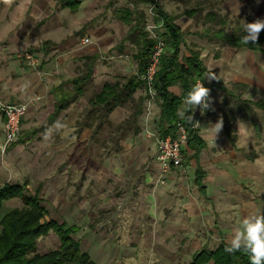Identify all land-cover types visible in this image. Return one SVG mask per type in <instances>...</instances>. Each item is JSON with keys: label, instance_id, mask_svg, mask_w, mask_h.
<instances>
[{"label": "rangeland", "instance_id": "374dc122", "mask_svg": "<svg viewBox=\"0 0 264 264\" xmlns=\"http://www.w3.org/2000/svg\"><path fill=\"white\" fill-rule=\"evenodd\" d=\"M155 1L167 13L177 15L194 5V0ZM234 6V0H218L213 7L216 13L226 17L224 31L238 33L242 30L241 20L251 22L250 12L242 8L239 15L234 16ZM120 7L131 10L132 0L97 2L95 22L79 31L71 50L57 53L51 58L52 65L56 66L54 71L58 73L55 77L61 80L84 74L86 61L78 59L80 55L97 56L91 79L84 86L82 96L53 122L49 119L52 110L50 103L35 106L41 102L40 97L23 103L27 109L20 137L3 153L0 152V187L19 184L25 186L29 195L39 192L40 205L46 211L44 220L78 226L74 239L80 242V251L88 253L91 259L94 257L101 264H160L156 256L162 258L163 264H168V260L181 264L182 260H188L198 250L199 239V247L205 245L208 246L205 249L213 250L217 245L216 234H202L200 226L193 229L197 233L186 234L179 228L170 233L165 227L158 226L156 218L152 217L160 211L162 222L171 221L168 213L178 209L179 196L194 194L189 179L192 167L175 174V179L169 177L175 170L171 169L164 184H161V171L154 152L156 139L160 137L159 114L154 100L145 94L144 89L141 94L137 92L133 95L135 101L140 95L145 97L142 112L137 118H132L138 108L134 103L107 115L102 107L91 104L104 82H122L136 72V62L132 59L135 49L129 43L120 45V39L128 30L126 25L116 21L115 11ZM140 7L145 13V29L150 36L148 27L154 23L150 6ZM202 15L194 18L188 28L184 25V18L177 21L184 41L186 36H192L190 39L199 52L207 47L199 35L206 29L214 28L203 21ZM82 39H87L88 44L83 45ZM168 51L166 49V53ZM181 51L184 53V46ZM22 53H17L13 60L41 77L46 56L36 58L37 66L29 68L21 57ZM63 55L66 61L61 59ZM253 117L257 125L255 130L260 135L256 145L264 146V112L253 110ZM57 123L65 127L57 130ZM252 142V138L244 135L238 144L248 145ZM151 185L167 191L161 195L159 206L152 204L155 209L152 215L143 211L147 205L146 194L152 192ZM171 197L174 202L170 200ZM170 202L173 207L169 206ZM23 207L20 200L5 202L0 218L14 208ZM119 211L125 216L116 217L115 213ZM141 213L147 214L151 221L142 219ZM183 214V209L176 212L177 216ZM209 222H212V218ZM111 224L114 226L110 227ZM34 245L27 255L29 258L56 251L59 240L53 231H48L37 238Z\"/></svg>", "mask_w": 264, "mask_h": 264}, {"label": "crops", "instance_id": "0c3cea01", "mask_svg": "<svg viewBox=\"0 0 264 264\" xmlns=\"http://www.w3.org/2000/svg\"><path fill=\"white\" fill-rule=\"evenodd\" d=\"M74 1L78 2V5L72 11L60 0H12L10 4L0 0V96L2 97L0 101L3 100L4 103H26L40 97L41 102L36 103L35 106L50 103L52 110L49 119L52 122L69 108L53 117L55 105L59 99L57 89L70 79L61 78L60 80V78L55 77L58 73L55 72L56 66L52 65L51 58L55 54H62L75 46L74 37L79 34V31H83L84 28L95 22L97 2L101 3L102 0ZM214 1L217 3L218 0ZM236 3L237 0H234L235 5ZM239 5L240 12L242 8L249 10L251 22L258 18L264 19V0H259V2L257 0H243L239 2ZM139 6L136 9L142 11L141 7L138 8ZM119 9H125V7H120L115 12ZM162 10L168 15H177L171 12L167 13L163 8ZM183 18L186 28L194 22L193 17H179L175 21L178 27L177 21ZM116 21L123 24L119 19ZM124 37L120 40L122 41ZM190 37L186 36L187 39L184 41L186 47H194ZM189 39L190 42H188ZM202 40L206 42L205 46H207L203 50L200 49L199 52L200 60L207 70V73L202 77V82L211 89L212 108L203 114H200L199 107L193 110L192 125L194 126L195 122H199L200 126H194V129L203 145L200 149L196 148L195 150L187 146L182 148L183 161L181 166L173 168L175 170L171 174L169 173L170 179H173L180 171L186 172L192 167L191 178L189 179L194 194L179 196L176 212L183 209L185 214L177 216L174 209V212L168 213L172 220L162 222L159 211L152 219L155 217L156 224L165 227V230L170 233L176 231L177 228L184 230L182 232L186 234L197 233L198 231L193 230L196 226L203 229L200 231L202 234L215 233L217 236V245L213 247L215 249L221 242L228 245L234 227L243 217L253 213H264V146L256 145L260 136L257 130L253 128L251 123L238 117L233 126L236 135L233 144L227 138L224 127L216 137L211 131L212 125L221 118L223 88H228L231 84L244 85L246 89L242 94L243 100L254 104H264V53L245 47L232 48L217 42H209L206 38ZM19 52H28L34 58L46 56L42 65L43 74L41 77L36 76L33 71L22 67L21 64L13 60ZM209 52L211 55H208ZM182 54L188 56L186 50ZM91 58H94V64L97 58L96 54L80 55L78 59L87 61ZM61 59L66 61L67 58L63 55ZM210 70L215 72L218 81L209 82L206 79ZM60 76L62 77V75ZM141 91L143 92V88L136 90L134 94L137 92L141 94ZM168 91L176 97H179L181 93L178 85L170 87ZM133 95L131 102L125 105L134 103L135 107H138L136 111L141 113L145 97L140 95L135 101ZM156 107L159 114L158 106L156 105ZM179 110H184V107L181 106ZM253 110L256 112L260 109L253 106L252 112ZM244 135L253 139L252 144H238ZM172 182L175 183V181ZM151 190V193L146 194L147 205L143 211L152 215L155 210L152 204L154 203L155 207L159 206L162 200L161 195L167 191L157 188V186H152ZM170 200L174 202L173 197ZM169 206L173 207L171 202ZM121 211L116 212L115 216L124 217L125 214ZM141 214L142 219L145 218L147 222L151 221L147 214ZM210 218H212L211 223L209 222ZM183 223L184 225H182ZM113 226L110 225V227ZM76 227L78 228V226ZM156 232H158L157 229ZM198 241V250L192 253L188 260L184 262L182 260L181 264H188L194 254L202 248L208 247L205 245L199 247L201 241L200 239ZM88 256L91 259L89 254ZM92 259L94 264H101L94 257ZM156 260L160 264L162 263V258L156 256ZM173 262L168 260V264H178Z\"/></svg>", "mask_w": 264, "mask_h": 264}, {"label": "trees", "instance_id": "16d2710c", "mask_svg": "<svg viewBox=\"0 0 264 264\" xmlns=\"http://www.w3.org/2000/svg\"><path fill=\"white\" fill-rule=\"evenodd\" d=\"M60 2H64L65 6L72 11L78 5V2L74 0H60ZM214 3L216 4L214 0H194V5L184 10L180 15L166 14L155 0H132V10L119 9L116 12L117 19L128 26L127 34L120 45L129 43L135 49L132 59L136 62V74L123 79L122 82L104 83L100 92L91 100V104L102 107L104 113L109 114L115 108L131 102L132 95L136 90L144 89L141 76L153 41L145 29V13L137 10L136 7L149 5L154 22L161 24L166 44L153 81L154 102L159 109V136L162 138L169 135L174 129V123L181 119L188 128L187 147L194 150L200 149L203 143L197 137L192 122L188 119V116L192 115V111H186L184 118H181L178 113L181 106L185 109L183 100L188 91L197 80L202 81L207 70L200 60L199 50L185 46L184 35L176 25V19L181 16L199 18L206 10L202 19L214 28L206 29L199 37L236 49L245 47L264 53V32H261L256 44L241 43V37L244 35L243 30H239L238 33L237 31H224L226 17L215 12ZM182 46L188 56L182 54ZM166 49L169 50L167 53ZM93 61L94 58L87 59L83 75L67 80L58 87L59 99L56 102L53 117L66 110L82 95L83 88L90 81L92 75ZM176 85L181 90L179 97L168 91L170 87ZM65 86H69V88H65ZM245 89L246 87L240 84H231L229 88H223L221 117L225 134L232 144L236 138L233 127L235 120L240 117L251 123L256 129L257 125L252 112L253 106L264 111V104H254L242 99ZM139 114V111H135L132 118H136ZM38 193L36 191L35 194L29 195L25 186L19 184H4L0 187V211L3 203L11 200H20L24 206L23 208H14L0 218V264H94L87 253L80 251V242L74 239L78 231L77 227L44 220L46 211L40 205ZM48 231H53L56 234L59 248L44 256L34 255L29 258L27 255L34 249L36 239ZM227 246L221 242L213 250L202 248L193 255L188 264H250L248 255L243 251L229 253L225 251Z\"/></svg>", "mask_w": 264, "mask_h": 264}, {"label": "built area", "instance_id": "2783aa9c", "mask_svg": "<svg viewBox=\"0 0 264 264\" xmlns=\"http://www.w3.org/2000/svg\"><path fill=\"white\" fill-rule=\"evenodd\" d=\"M151 10V8H150ZM152 14V12H151ZM151 35L149 36L153 45L150 49L144 72L141 80L144 82L146 95L154 100L155 92L153 89L154 76L158 72L161 57L165 51V39L160 23H152L148 27ZM83 45L88 44L87 39L82 40ZM22 59L26 66L34 68L38 62L30 53L23 52ZM201 81V80H200ZM202 82V81H201ZM27 106L23 103H4L0 101V152L3 153L13 143H15L21 134V122L26 113ZM201 114V113H200ZM194 128V126H193ZM188 142V128L184 122L179 119L174 123L173 131L165 136L158 137L155 143V160L161 171V184H164L166 175L173 168H179L183 161L182 147Z\"/></svg>", "mask_w": 264, "mask_h": 264}, {"label": "clouds", "instance_id": "9594fccd", "mask_svg": "<svg viewBox=\"0 0 264 264\" xmlns=\"http://www.w3.org/2000/svg\"><path fill=\"white\" fill-rule=\"evenodd\" d=\"M5 3L10 4L12 0H4ZM259 2V0H257ZM240 12L239 0L234 6V15L238 16ZM242 30L244 35L241 37L243 44H256L259 40L261 32H264V19H256L252 22L241 20ZM206 79L211 81H218L217 75L213 71H209ZM211 89L206 87L204 82L197 80L192 88L188 91L183 100L185 106L184 110L179 111L181 118L185 117V112L193 111L197 107L201 110V114L212 108V97L210 95ZM214 110V109H212ZM190 122L193 121V116L189 115ZM194 126L199 127V122H195ZM65 126L57 123L55 128L57 130L63 129ZM223 128V118L221 117L214 125L211 131L215 137ZM225 251L229 253L243 251L249 257L250 264H264V213H253L243 217L239 223L234 227L231 234V239Z\"/></svg>", "mask_w": 264, "mask_h": 264}]
</instances>
